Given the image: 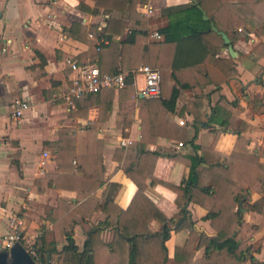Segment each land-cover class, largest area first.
<instances>
[{
  "label": "crops",
  "instance_id": "0c3cea01",
  "mask_svg": "<svg viewBox=\"0 0 264 264\" xmlns=\"http://www.w3.org/2000/svg\"><path fill=\"white\" fill-rule=\"evenodd\" d=\"M83 1L92 4V0ZM188 1L135 0V8L145 15V39L161 38L160 32V37H154L151 32L166 23L167 15L161 11L164 6ZM76 3L77 0H0V232L6 229L7 215L15 212L22 219L21 231L25 236L33 240L44 227L47 229L45 237L49 234L52 239L51 222L46 217L51 206L58 198L62 202L82 204L86 196L76 198V188L84 186L80 183L57 177L59 186L43 183L41 190L37 191L33 181L36 176L43 177L44 181L45 173L61 172L57 170L54 151L58 144L54 141L68 137L75 146L70 161L67 158L61 161L67 167L75 163L76 149L86 151L84 163L92 167L96 161L91 155L101 148L100 175L103 181L94 188V198L86 205L91 207L90 212L86 215L77 213L78 220L70 229L73 242L79 249L88 229L104 217L98 201L109 197L124 207L135 189L134 182L122 166L127 159L123 156L117 159L112 157V153L117 146L139 137L138 97L145 95L138 91L142 75L134 73L131 84L135 97L122 95L118 98L114 90L104 118L99 124L90 126L88 121H95L98 117L99 103H85L89 98L85 96L84 100L77 98L76 102L71 98L70 105L60 96L59 92L66 86L71 72L67 58L77 62L90 60L88 56L80 55L88 47L87 43L65 33L63 26L76 21L101 26L108 15L103 8L90 12L78 8ZM227 33L231 36L235 54L229 55L226 47L220 46L215 55L233 58V74L217 86L206 81L184 87L183 97H176L172 108L161 110L160 118L184 127L187 131L185 139L181 141L170 133L172 130H168L147 142L149 149L158 144L168 147L171 152L192 153L198 151L191 145L194 142L212 143L215 149L228 153L234 149L239 133L242 135L240 144L264 163V32L240 25L235 30H227ZM89 40L96 42L98 39L89 36ZM142 47H146V42ZM122 63L121 70L134 69L125 60ZM116 64L119 66V61ZM193 93L201 97L197 115L188 110L191 105L185 99L186 95ZM12 97H22L28 102L19 115L11 112L9 101ZM215 128L219 129L217 133ZM97 139L101 144H97ZM177 141L181 143L177 144ZM204 166L205 163L199 164V167ZM187 172L185 163L162 154L155 158L152 166L155 176L175 183L184 180ZM260 172L264 179V167ZM238 183L246 188L247 201L259 204L264 188L260 184L248 186L244 182ZM144 191L166 215H178V207L173 201L175 193L171 188L147 179ZM186 207L198 229L208 233L213 231L208 219L203 218L205 207L193 201H188ZM241 211L244 220L257 225L256 232L259 222L264 221V212L249 207ZM148 226L156 229L158 222L151 218ZM110 234V229L105 226L100 230L104 238ZM185 235L186 229L170 230L165 239L168 257H171L173 243L180 242ZM65 242L63 239L57 243L60 247ZM198 248L202 251V246ZM259 250L260 246L254 255Z\"/></svg>",
  "mask_w": 264,
  "mask_h": 264
},
{
  "label": "trees",
  "instance_id": "16d2710c",
  "mask_svg": "<svg viewBox=\"0 0 264 264\" xmlns=\"http://www.w3.org/2000/svg\"><path fill=\"white\" fill-rule=\"evenodd\" d=\"M76 6L90 12L98 8L108 11L101 26L78 21L63 26L65 33L87 43L88 47L80 55L93 60L100 72L121 70L124 60L133 68L141 63L155 66L159 71V93L138 97L139 137L126 145L117 146L112 153V157L127 159L122 166L135 184L128 203L122 207L109 197L100 199L98 205L104 217L88 229L79 249L73 242L70 229L78 220L77 213L86 215L90 212L91 207L86 205L94 198V188L103 181L100 175L101 148L91 155L96 161L92 167L84 163L87 153L80 149H76L75 163L67 167L61 161L66 158L70 161L75 144L68 137L54 141L58 144L54 151L57 170L61 172L45 173L44 181L43 177H34L36 190L40 191L43 183L59 186V177L84 185L76 188V198L86 197L82 204L77 205L58 198L51 206L46 217L51 222L52 244L47 246L44 238L47 229L43 227L32 242L35 259L42 264H263L254 255L259 246L251 245V235L257 225L244 220L241 210L249 207L264 212V195L259 204L249 202L246 188L238 182L248 186L260 184L264 188V179L260 176L264 163L240 144L242 135L237 134L234 149L228 153L215 149L212 143L192 142L193 148L198 149L192 153L171 152L168 147L158 144L149 149L146 144L157 134L168 130L183 141L187 132L185 128L163 121L161 110L172 108L176 97L182 96L184 87L206 81H212L217 86L233 74V58L215 55L225 42L220 33L210 27L209 21L226 33L240 25L264 32V0H189L164 6L161 11L167 15V21L157 28L161 38L150 40L145 39V15L135 8V0H92L91 5L77 0ZM202 11L206 18L202 17ZM227 35L230 40L231 36ZM89 36L98 40L93 42ZM143 42H146V47H142ZM116 61H119V66ZM131 80V71H127L122 86L100 87L88 95L73 96L72 101L89 96L85 103H99L97 119L88 121L89 126L99 124L105 109L111 104L114 90L118 98L122 95L135 97ZM185 99L191 105L188 110L197 115L200 95L193 93L186 95ZM214 130L216 133L219 131ZM97 144H101L99 139ZM160 154L187 165L184 180L170 182L152 173L154 160ZM201 162L205 163L203 168L199 167ZM147 179L160 182L174 191L177 216L166 215L145 193ZM188 201L205 207L203 218L208 219L213 229L211 233L196 227L186 207ZM151 218L158 222L156 229L148 226ZM104 226L111 231L108 238L100 235ZM182 228L186 229V235L180 242L173 243L171 257H168L165 239L170 230ZM245 230L246 233L242 234ZM63 239L66 242L56 248L54 243ZM200 246L201 253L194 255L193 249Z\"/></svg>",
  "mask_w": 264,
  "mask_h": 264
},
{
  "label": "built area",
  "instance_id": "2783aa9c",
  "mask_svg": "<svg viewBox=\"0 0 264 264\" xmlns=\"http://www.w3.org/2000/svg\"><path fill=\"white\" fill-rule=\"evenodd\" d=\"M151 34L154 37H160L157 30H153ZM71 72L64 89L59 94L71 105L72 96L87 95L96 91L100 87L117 88L125 83V75L127 71L117 70L114 72H100L96 63L88 59H81L78 62L68 59ZM132 80L134 73L142 75V85L138 87L140 94L145 96H156L159 93V71L157 67L148 63H141L136 68L131 69ZM11 112L19 115L24 108L28 106V102L22 97H12L9 101ZM182 122V119L178 120ZM121 142H124L121 140ZM181 141H177L180 144ZM21 217L15 212H11L6 217V229L0 232V246L8 247L13 242L21 243L27 251L36 258L32 238L25 236L21 231ZM106 237V236H105Z\"/></svg>",
  "mask_w": 264,
  "mask_h": 264
},
{
  "label": "water",
  "instance_id": "95a60500",
  "mask_svg": "<svg viewBox=\"0 0 264 264\" xmlns=\"http://www.w3.org/2000/svg\"><path fill=\"white\" fill-rule=\"evenodd\" d=\"M195 1V0H194ZM202 17L206 18V14L202 11ZM212 29L218 31L225 42V47L229 55L233 56L235 50L231 46V42L227 33L221 29H217L212 21H209ZM36 260L27 251V249L19 242H13L10 246H0V264H36Z\"/></svg>",
  "mask_w": 264,
  "mask_h": 264
},
{
  "label": "rangeland",
  "instance_id": "374dc122",
  "mask_svg": "<svg viewBox=\"0 0 264 264\" xmlns=\"http://www.w3.org/2000/svg\"><path fill=\"white\" fill-rule=\"evenodd\" d=\"M140 81H141V77L139 79V82ZM258 225H259L258 230L252 236L253 237L252 239L254 241H252L251 245H252V247H254L256 245L260 246V250H259L258 254H256L255 256L260 258L264 263V221L259 222ZM245 233H246V230L242 232V234H245ZM44 238L46 239L47 246H50L52 244L50 235L47 234L46 237L44 235ZM169 243L170 242H168V244ZM54 245L56 248H59L58 243L57 244L54 243ZM169 246H170V244H169ZM200 252H201V249L198 247L193 249L194 255H198V254H200ZM37 264H40V263H37Z\"/></svg>",
  "mask_w": 264,
  "mask_h": 264
},
{
  "label": "flooded vegetation",
  "instance_id": "af4514ba",
  "mask_svg": "<svg viewBox=\"0 0 264 264\" xmlns=\"http://www.w3.org/2000/svg\"><path fill=\"white\" fill-rule=\"evenodd\" d=\"M35 260H36V259H35ZM36 262L42 264L41 262H39V261H37V260H36ZM37 263H36V264H37Z\"/></svg>",
  "mask_w": 264,
  "mask_h": 264
}]
</instances>
